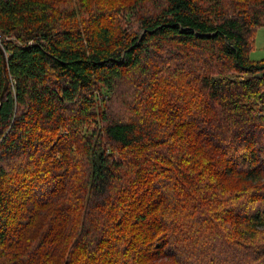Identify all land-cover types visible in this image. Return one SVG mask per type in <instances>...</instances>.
I'll list each match as a JSON object with an SVG mask.
<instances>
[{
	"label": "trees",
	"instance_id": "trees-1",
	"mask_svg": "<svg viewBox=\"0 0 264 264\" xmlns=\"http://www.w3.org/2000/svg\"><path fill=\"white\" fill-rule=\"evenodd\" d=\"M264 0H0V264H264Z\"/></svg>",
	"mask_w": 264,
	"mask_h": 264
},
{
	"label": "rangeland",
	"instance_id": "rangeland-1",
	"mask_svg": "<svg viewBox=\"0 0 264 264\" xmlns=\"http://www.w3.org/2000/svg\"><path fill=\"white\" fill-rule=\"evenodd\" d=\"M250 57L253 61L264 60V27L258 29L255 38V48Z\"/></svg>",
	"mask_w": 264,
	"mask_h": 264
},
{
	"label": "water",
	"instance_id": "water-1",
	"mask_svg": "<svg viewBox=\"0 0 264 264\" xmlns=\"http://www.w3.org/2000/svg\"><path fill=\"white\" fill-rule=\"evenodd\" d=\"M0 49H1L2 53H3V55H4V73H5V76H6L7 61H6V58H5V51H4L3 47L1 46V44H0ZM8 84H9V80L6 78L5 88H4L3 94H2L1 99H0V106L2 104V100H3L4 96H5L6 90L8 88Z\"/></svg>",
	"mask_w": 264,
	"mask_h": 264
}]
</instances>
